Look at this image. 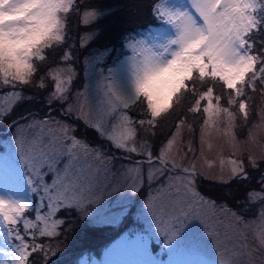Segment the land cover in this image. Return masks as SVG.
<instances>
[{
  "label": "snow or ice",
  "instance_id": "1",
  "mask_svg": "<svg viewBox=\"0 0 264 264\" xmlns=\"http://www.w3.org/2000/svg\"><path fill=\"white\" fill-rule=\"evenodd\" d=\"M151 13L156 21L170 26L173 34L157 36L152 43L128 34L122 47H126L130 55L119 67H104L111 55L108 48L85 58L102 77L98 91L102 90L103 98L98 102L95 120L89 123L91 110L86 118L83 109L68 98L75 72L74 65L68 64L74 59V45L68 43V23L70 17L76 15L83 26L90 27L89 16L93 22H98L110 12L91 5L82 9L80 0H0V97L15 101L8 110L0 112V118L31 100L22 86L32 84L41 72L37 88L47 87L45 77L53 81L52 91L45 101L50 107L63 102L66 114H76L112 147L129 156L143 158L133 168L125 170L126 174L136 173L131 191L166 170L182 173L169 177L168 187L175 189L173 196L159 203L149 198L146 204L152 213L156 234L164 237L167 247H172L190 219H200L207 209L217 208L214 200L196 189L195 157L181 165L169 155L181 130L187 127L189 132H194V129L187 123V116L181 115L175 131L155 150L154 142L149 140L140 148L136 147L135 137L138 129L154 136L158 118L170 114L174 107L182 109L184 101L191 96L187 113L204 117L201 144L205 142L206 130L217 128L218 124H225L224 134L235 141L231 129L236 114L232 108L236 107L247 121L250 94H259L264 101V0H188L186 4L171 6L168 0H153ZM94 32L100 35L98 28ZM81 47L87 45L82 42ZM57 49H63L60 62L67 71V79L58 74L59 66L43 71L39 68V64L48 60L49 53ZM124 63L130 65V69L124 67ZM122 68L131 73L125 80L119 78ZM105 72L108 75H104ZM87 94L86 87L84 93L77 92L76 96L79 99ZM133 109L140 110V116L134 117ZM261 118L264 119V108ZM21 119L23 124L15 122V125L21 152L24 153V145L28 147V152L21 157L27 170L28 193L25 197L0 194V239L8 246L0 247V253L7 257L0 264H48L52 242L67 230L68 217L73 213L83 215L97 195L101 174L107 172L109 154L99 145L69 135L72 126L54 119L50 113L39 119L31 115ZM26 131L32 133L30 138L24 135ZM187 152H195L191 142ZM250 160L252 167L258 166L251 156ZM231 163L233 177L243 181L251 179L243 161L232 160ZM259 184V189L246 191L240 205L250 219L231 208L221 207V211L236 224L252 228L253 238L264 249V176ZM192 229L189 233L194 235L197 229L195 226ZM235 238L241 241L240 249L249 247L245 233L236 232ZM150 242V237L129 241L144 256L149 254ZM237 254L248 256L247 264H254L251 250ZM113 264L147 262L115 261ZM220 264L226 262L220 261Z\"/></svg>",
  "mask_w": 264,
  "mask_h": 264
},
{
  "label": "rangeland",
  "instance_id": "2",
  "mask_svg": "<svg viewBox=\"0 0 264 264\" xmlns=\"http://www.w3.org/2000/svg\"><path fill=\"white\" fill-rule=\"evenodd\" d=\"M81 2L82 0H80ZM168 2L171 6L186 4L188 0H168ZM129 10L131 8L127 6L126 11ZM108 11L110 14L98 22H93V18L89 16L88 20L91 26L85 28L83 26L81 28V18L75 16L71 20L70 30H68V43L74 45L72 49L74 59L68 61V64L74 65L75 68L68 98L77 107L83 109L86 118L87 113L91 110L92 119L89 120V123L95 120L98 102L103 98L102 90L98 91L102 77L94 67L86 63L85 58L90 53H97L104 48H108L110 52L112 50V47L102 48L96 42L94 44L91 42L96 37L94 29L98 28L100 31L99 25L112 19L117 10ZM173 32L174 30L170 26L164 25L162 28L153 27L145 35L141 34L135 38L137 40L145 39L152 43L155 42L157 36H163L165 33L171 35ZM82 42L87 47H81ZM62 50L57 49L50 52L48 60L39 64L41 71L59 66L61 71L58 74L62 79H67V71L60 62ZM129 55L130 52L126 47L118 57L114 58V53H111L104 67H119ZM124 67L130 69V65L126 63H124ZM130 74V70L124 71L122 68L119 78L125 80ZM40 75L41 72H38L32 84L22 86L25 95L31 97V100L17 105L10 115L0 118V173H3L12 182V186L9 187L0 184V194L25 197L28 193L27 170L21 162L22 155L28 152V147L24 145V153L21 152L20 145L17 144L18 128L15 125V122L23 124L22 117L31 115L39 119L46 113H50L54 119L72 126L73 131L69 135H75L88 141L91 145H99L105 153L109 154V163L106 165L107 172L101 174L102 182L97 195L93 198V202L87 205L83 215L73 213L68 217L67 230L58 240L52 242L53 250L49 253L48 264H74L76 260L78 264H113L114 260L110 261L112 259L109 258L108 252L111 249L119 248L127 254L133 252L127 258L131 257L130 259L144 261L147 264H151L153 261L158 264H220V261H225L226 264H247L249 257L237 253L249 250L252 252L251 259L254 264H264V249H261L259 241L253 238V229L246 228L244 224H236L230 216L221 211V207L231 208L234 212L243 213L245 219H250L246 209H241L240 205L243 203V197L248 189L261 187L259 180L264 176V163L262 166L261 163L259 164L264 161V119L261 118L264 101L260 98H252L247 121L243 119L236 107L232 108L236 114V119L233 122L234 127L231 129L235 136L234 142L231 141L230 136L224 134L227 126L218 124L217 128L206 130L205 142L201 144L200 128L204 117L198 125L194 118H187V123L192 126L194 132H189L187 127L183 128L169 155L181 165L188 164L195 157L196 189L206 198L214 200L217 203V208L215 210L207 209L206 214H202L200 219H190L179 240L172 247H167L164 237L156 234V225L146 204L149 198H154L159 203L173 196L175 189L168 187L169 177L183 174L166 170L151 182H142L141 187L134 192L131 191L136 182V173L126 174L125 170L133 168L136 162L143 158L134 154L129 156L112 147L106 140L100 138L93 128L86 126L83 120L78 119L76 114H66L62 106L63 102L54 103L50 107L45 101L48 93L52 91L53 81L45 77L47 87L41 90L35 86ZM104 75H108V73L105 72ZM86 87L87 96L82 95L77 99L76 93H84ZM192 99L191 96L187 97L183 104V110L174 107L171 114H164L158 118V125L168 126L171 123L170 118H175L178 121L181 118L180 115L191 114L187 113L186 109ZM13 103L15 101L11 98L0 97V112L8 110ZM137 110H132L134 117L140 116V110ZM169 115L173 116L169 117L168 123L167 118L163 121ZM193 115L200 114H191V117ZM144 118L148 117L145 115ZM238 128L244 132V136L238 133ZM158 129L159 127H156L153 130L154 136L145 133L143 129H138L135 146L140 148L145 140H149L154 142L152 147L155 150L175 131L174 128L161 134L164 137L167 134L163 140L158 135ZM24 135L30 138L32 133L26 131ZM189 142L195 149L194 153L187 152ZM250 156L255 159L257 167H252ZM232 160L243 161L245 171L251 179L243 181L233 177L231 174V169L234 167L231 163ZM144 168L146 175L148 169L146 163ZM170 168L171 163H169ZM121 209L124 211L121 212ZM193 226L197 229L194 235L189 233V230H194ZM256 227L259 228V225ZM209 232H212V235H209ZM236 232L245 233L248 236L246 242L248 248H239L241 241L235 238ZM149 237L151 242L147 256L141 255L138 247L129 243L137 238ZM0 247H8L4 245L2 239H0ZM5 259L7 257L0 253V261Z\"/></svg>",
  "mask_w": 264,
  "mask_h": 264
},
{
  "label": "trees",
  "instance_id": "3",
  "mask_svg": "<svg viewBox=\"0 0 264 264\" xmlns=\"http://www.w3.org/2000/svg\"><path fill=\"white\" fill-rule=\"evenodd\" d=\"M120 1L121 0H82L81 2L82 4L80 3L82 9L84 8L85 5H91L111 11L117 10L113 15L112 19H108L104 21V24L99 22L101 23L99 25L101 27L100 35L96 36L91 41L93 44L96 42V44L102 48L112 47L111 53H114V58L118 57L122 52V50H124V47H122V45L125 43V37L128 34H132L133 36H139L141 34L145 35L153 27H164V25H162L159 21H156L154 19L151 13L153 0H124L123 2ZM127 6H129L131 10L126 11ZM75 16L76 15L70 17L68 23V30H70V22L71 20H73V18H75ZM82 26L83 25H81V28ZM83 28H85V26H83ZM98 42H100L101 44ZM250 95H252V98L261 99L259 94H250ZM181 110H183V108ZM171 113L172 111L170 112V114ZM191 114L187 115V118L189 119L194 118V120L197 123L195 124L198 125L199 122L202 120L203 115L202 114L198 116L193 115L191 117ZM171 116L173 115H169L165 117L163 121L167 118V123H168V119ZM170 122L171 123L168 126L162 124L158 125L159 127V129L157 130L158 135H160L163 140L165 139L167 134L165 135V137L162 136L161 134H165V132L173 130L177 123V119L170 118ZM238 133L241 136H244V132L241 131V129L239 128H238ZM262 163H264V161L259 162L261 166ZM76 263L78 264L77 260L75 261L74 264Z\"/></svg>",
  "mask_w": 264,
  "mask_h": 264
},
{
  "label": "bare ground",
  "instance_id": "4",
  "mask_svg": "<svg viewBox=\"0 0 264 264\" xmlns=\"http://www.w3.org/2000/svg\"><path fill=\"white\" fill-rule=\"evenodd\" d=\"M0 184L3 185L4 187H9V186H12V182L3 174V173H0ZM131 254H127V252H123L121 248L119 249H111L109 252H108V256L109 258H111L112 260L110 261H137L135 259H130L131 257L127 258V256H131L132 255V251L129 252Z\"/></svg>",
  "mask_w": 264,
  "mask_h": 264
}]
</instances>
